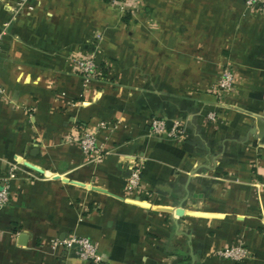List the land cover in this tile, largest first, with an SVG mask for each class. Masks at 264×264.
<instances>
[{
  "label": "crops",
  "instance_id": "obj_1",
  "mask_svg": "<svg viewBox=\"0 0 264 264\" xmlns=\"http://www.w3.org/2000/svg\"><path fill=\"white\" fill-rule=\"evenodd\" d=\"M115 2L0 0V175L22 163L0 264H91L50 247L71 235L99 264H236L216 252L239 244L242 264H264V0ZM89 56L85 84L75 61ZM155 118L183 139L150 135ZM82 132L103 158L82 154ZM133 163L141 190L127 195Z\"/></svg>",
  "mask_w": 264,
  "mask_h": 264
},
{
  "label": "built area",
  "instance_id": "obj_2",
  "mask_svg": "<svg viewBox=\"0 0 264 264\" xmlns=\"http://www.w3.org/2000/svg\"><path fill=\"white\" fill-rule=\"evenodd\" d=\"M121 11L125 10V5L129 0H115ZM261 0H243L247 8H256ZM5 31H0V48L2 41L5 38ZM75 68L85 84L90 83L96 76L95 61L92 56L86 57L82 60L75 61ZM233 87V75L228 69L221 71L220 77L217 82L216 90L220 92H229ZM2 89L0 88V94ZM207 119L211 122L216 121L213 113L207 115ZM100 128L107 126L105 123L98 125ZM148 133L155 138L180 141L185 135V129L181 122L173 121L168 127L164 119L155 118L149 122ZM71 141V140H70ZM74 142L78 145L83 155L87 156L90 161H98L107 153L96 143L94 133L82 132ZM22 163L15 162L10 165L4 175H0V210L3 209L10 200L11 182L16 179L17 173L21 171ZM141 163H133L129 170V176L125 183V192L127 195H132L141 190ZM52 249H61L66 254H72L80 260L86 261L91 264H99L101 257L98 254L97 246L89 239L71 235L63 240L50 241ZM216 257L231 261L236 264H242L250 258L247 249L239 244L225 247L216 252Z\"/></svg>",
  "mask_w": 264,
  "mask_h": 264
},
{
  "label": "water",
  "instance_id": "obj_3",
  "mask_svg": "<svg viewBox=\"0 0 264 264\" xmlns=\"http://www.w3.org/2000/svg\"><path fill=\"white\" fill-rule=\"evenodd\" d=\"M167 126H170V123H167ZM252 134L255 135L259 140L264 141V120L262 121H258L255 124L254 129L252 130ZM28 168L40 173L41 171L30 166V165H26Z\"/></svg>",
  "mask_w": 264,
  "mask_h": 264
}]
</instances>
